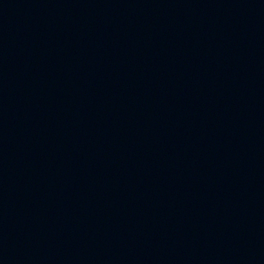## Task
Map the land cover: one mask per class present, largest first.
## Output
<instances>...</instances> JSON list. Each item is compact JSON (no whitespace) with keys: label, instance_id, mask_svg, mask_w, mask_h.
<instances>
[{"label":"water","instance_id":"obj_1","mask_svg":"<svg viewBox=\"0 0 264 264\" xmlns=\"http://www.w3.org/2000/svg\"><path fill=\"white\" fill-rule=\"evenodd\" d=\"M0 255L264 264V0H0Z\"/></svg>","mask_w":264,"mask_h":264}]
</instances>
